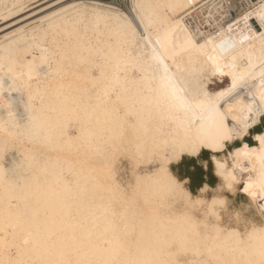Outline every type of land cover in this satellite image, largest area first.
I'll return each instance as SVG.
<instances>
[{"label": "snow or ice", "instance_id": "1", "mask_svg": "<svg viewBox=\"0 0 264 264\" xmlns=\"http://www.w3.org/2000/svg\"><path fill=\"white\" fill-rule=\"evenodd\" d=\"M25 7V0H15L0 17ZM131 10L134 17L123 0H74L0 38V95L28 96L25 130L17 140L10 141L16 134L7 131L0 140V264H178L189 254L216 264H264V227L242 236L218 223L227 202L220 193H234L241 182L264 210V128L252 135L258 147L242 142L264 123V0H135ZM77 72L82 83L72 89L75 95L63 84L57 94L86 101L81 110L89 120L105 116L109 134L96 151L107 159V190L123 193L114 166L127 157L133 196L143 187L145 203L159 197L180 204L187 227L166 228L157 210L130 217L127 208L135 201L123 197L96 206L94 192L105 186L97 177L58 161L41 164L20 151L25 140L39 139L33 130L50 94L46 82ZM225 79L227 86L216 85ZM3 107L10 109V101ZM173 126L183 135L165 131ZM79 131L90 140L87 128ZM234 140L240 146L227 151L226 142ZM13 148L20 159L6 168L5 153ZM202 149L220 180L210 189L202 177L198 191L217 193L211 200L186 190L194 175L178 180L169 171L175 165L179 172L186 156L196 162L188 172L195 174L197 165L206 172ZM155 162V171L135 175L139 165ZM41 168L52 180L40 177ZM234 218L241 222L239 213Z\"/></svg>", "mask_w": 264, "mask_h": 264}, {"label": "bare ground", "instance_id": "2", "mask_svg": "<svg viewBox=\"0 0 264 264\" xmlns=\"http://www.w3.org/2000/svg\"><path fill=\"white\" fill-rule=\"evenodd\" d=\"M15 0H0V13L4 11V5H11ZM74 0H25V10L19 14L13 13L11 16L4 18L0 17V38L8 35L12 31H16L18 28L24 26L25 24H30L36 19H39L41 14H47L49 9L55 10L57 6L63 7L68 3H72ZM135 0H128L129 3V15L134 17L135 13L131 10V5ZM144 3H149L151 0H142ZM229 0H225L227 4ZM238 2V0H236ZM227 10V9H226ZM232 13H230L231 15ZM227 38V34H225ZM219 39V38H218ZM69 44L72 41H68ZM31 57H29L30 59ZM41 71L46 70V66H41ZM95 75V71L93 72ZM82 72H77L76 74H70L63 81L59 80H49L46 82V87L49 90V95L46 96L43 109L42 117L37 122L36 128L33 130L34 134L39 137L35 142H29L25 140L20 148L21 152H25L30 155L36 156L43 164L44 161H58L61 166L67 169L70 164L76 170H83L84 176H94L97 177L98 182L101 185H105L103 180V175L106 171L107 159L104 153L96 151V147L101 144L108 136V126L105 123V116L102 114H94L89 120L86 114L81 110V105L85 104L86 101L78 100L73 102L69 97L67 100L64 99L63 95H58L57 90L60 85H65L64 92L75 95L72 89L82 83L81 80L77 79ZM7 82V78H5ZM224 81L223 86H227L228 81L217 80L216 85L219 82ZM258 84V81H257ZM10 101L11 108L5 109L3 107L5 102ZM28 103V96L26 93L13 92L9 97L7 93L0 95V125L5 124V122H10L6 125V131L15 133V136H10L9 140L14 141L19 138V134L25 130L27 123V113L25 105ZM9 111L12 116H9ZM14 125H19L16 127ZM85 127L90 132V140L80 137V129ZM259 128V129H257ZM264 128L263 125H257L254 127L253 132L249 133L247 136L243 137V143L247 144L249 147H258V142L252 139V135ZM167 133L171 135L180 137L183 135V130L177 127H168L165 129ZM130 138V133H126ZM5 136V132H0V140ZM47 137V139H45ZM241 140H234L232 142H226V150L231 151L234 147H239ZM207 152V161L210 163L213 175L216 177V183L211 188H215L218 183H220L219 178L214 173V166L209 158V152L206 149H202L201 153ZM14 152L16 157L12 159L11 163L8 165L4 164V167L9 168L12 166L14 161L20 159V153L15 149H10L9 153ZM12 155V154H11ZM4 156V158H5ZM186 157V156H185ZM184 157V158H185ZM12 158V156H11ZM188 158V157H187ZM173 165H169V171L179 178L172 170ZM247 166V165H246ZM159 167L158 162L150 163L147 165H139L135 169V175H145L150 174ZM115 168V180L116 183L120 185V189H123V193L119 190L113 189L108 191V186L105 185L102 189H96L94 192V204L96 206L102 205L109 197L113 198L115 201H119L121 197L127 201H135L130 204L127 208V213L131 217L134 214L143 213L145 216L151 214L153 210H157L156 214L160 217L166 228L177 229L187 227L185 221L181 218L184 211L180 204L173 203L167 199H160L159 197L149 199L145 203L144 195L147 192L146 188H141L133 196L132 191L128 188V185H135V178L133 173V164L127 157H120L114 166ZM175 168V167H174ZM40 177L43 179L47 177L52 180V177L48 175L47 170L41 168L38 172ZM246 175L247 174H243ZM253 178L255 173H252ZM204 182V181H203ZM83 184L84 181L81 180ZM242 182L236 185V191L223 192V195L227 201L226 208L220 211V227H226L230 230L235 229L239 231L243 236L246 231L251 230L253 226L260 227L264 226V214L261 213L256 216V209L254 204L249 201L247 204H232L231 198L237 195ZM201 186V185H200ZM199 186V187H200ZM186 190L190 193L193 198H203L205 200H211L213 196L217 193L213 191H208L206 193H199L197 187L195 192H191L187 185H185ZM89 194L93 192L92 185L89 183L87 185ZM234 212H239L241 216V222L238 224L235 221ZM193 215L197 219H201L202 213L196 211ZM209 222H216L213 218L209 217ZM201 234L204 235V230L201 229ZM210 235V233H209ZM217 244L223 243V237L216 240ZM197 258L196 255H188L181 257V260H193Z\"/></svg>", "mask_w": 264, "mask_h": 264}, {"label": "rangeland", "instance_id": "3", "mask_svg": "<svg viewBox=\"0 0 264 264\" xmlns=\"http://www.w3.org/2000/svg\"><path fill=\"white\" fill-rule=\"evenodd\" d=\"M123 3H125L126 6H128L129 8V3H128V0H123ZM224 83V81L222 82H219L217 85H222ZM263 125V123L261 124ZM259 129V128H257ZM12 154V155H11ZM12 156V158H11ZM15 155L14 152H10L9 154H6L5 158H4V164H10L12 159H14L15 157H13ZM201 159H205L207 160V152L203 151L201 153ZM195 160H192L190 158H187L185 157L184 158V161L183 163L179 166V172L177 171V166L173 165L172 166V170L173 172L178 175L179 178H183L184 175H194V178L193 180L187 184V187L189 188V190L191 192H195L197 187H199L202 183H203V180H202V177L206 176V182L210 185V186H214V184L216 183V177L213 175L212 172V168H211V165L210 163L208 162V168H207V171L205 172L199 165H197L196 167V172L195 174H192L190 172L187 171V168H188V165L189 164H195ZM175 167V168H174ZM242 187L243 185L240 187L237 195H235L234 197H230L232 200V204H241V205H244V204H247L249 201H251L250 197L243 192L242 190ZM261 203L260 201H257L256 204H254L255 206V209H256V216H258L261 211H258V204Z\"/></svg>", "mask_w": 264, "mask_h": 264}, {"label": "clouds", "instance_id": "4", "mask_svg": "<svg viewBox=\"0 0 264 264\" xmlns=\"http://www.w3.org/2000/svg\"><path fill=\"white\" fill-rule=\"evenodd\" d=\"M0 132H6V130L3 127H0ZM226 204H227V202H226ZM225 207H226V205H225ZM237 213H239V212H234L233 215H236ZM261 227H264V226H260V227H256V228H261ZM255 243L257 245H259L260 241L257 240V241H255ZM178 264H216V262L214 259H212L211 257H208V256H197V258H195L193 260H187V261L179 260Z\"/></svg>", "mask_w": 264, "mask_h": 264}, {"label": "water", "instance_id": "5", "mask_svg": "<svg viewBox=\"0 0 264 264\" xmlns=\"http://www.w3.org/2000/svg\"><path fill=\"white\" fill-rule=\"evenodd\" d=\"M264 124V123H263Z\"/></svg>", "mask_w": 264, "mask_h": 264}]
</instances>
